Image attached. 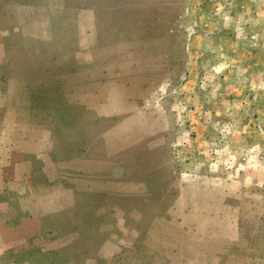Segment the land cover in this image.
<instances>
[{"label": "rangeland", "instance_id": "1", "mask_svg": "<svg viewBox=\"0 0 264 264\" xmlns=\"http://www.w3.org/2000/svg\"><path fill=\"white\" fill-rule=\"evenodd\" d=\"M234 5L0 0V264H264Z\"/></svg>", "mask_w": 264, "mask_h": 264}, {"label": "crops", "instance_id": "2", "mask_svg": "<svg viewBox=\"0 0 264 264\" xmlns=\"http://www.w3.org/2000/svg\"><path fill=\"white\" fill-rule=\"evenodd\" d=\"M233 1V0H232ZM238 2V3H237ZM235 5L234 11L235 13L239 14L241 16V22L238 23L239 17H234L232 20V24L240 25L243 21L242 29L239 30L238 27H234L230 31H234L236 37L241 41L251 40L249 43H238V45L234 47H230L227 49V53H232L236 56H230L226 58L228 59V63L226 67H224V71L227 70L228 66L232 63L234 59L238 60L240 64L248 67V72L246 71V74H249L250 83L253 82L254 85H256L257 81L264 80V57H261L258 53V48L261 47V49H264V43H257V36L259 34L264 36V0H262L259 5H257L254 8L251 7L250 4H247L245 0H234ZM237 3V4H236ZM250 6V7H249ZM232 7V9H233ZM245 18L243 19V17ZM233 16H231L232 18ZM249 23H253L252 30L256 33V35H251L248 33L249 29ZM226 24H229L228 22ZM240 31V32H237ZM242 32V33H241ZM234 34V33H233ZM246 38V39H245ZM252 40L255 41V43H252ZM253 45V46H252ZM264 53V50L263 52ZM245 68L242 70L244 71ZM223 69H220L218 74H222ZM237 72H240L238 70ZM234 87V86H233ZM227 89H230L228 86H226ZM232 88V87H231ZM238 91V89L235 88V93ZM239 93V92H238Z\"/></svg>", "mask_w": 264, "mask_h": 264}]
</instances>
